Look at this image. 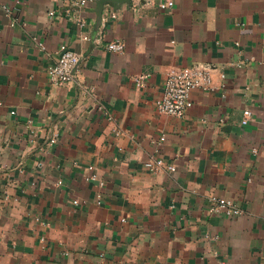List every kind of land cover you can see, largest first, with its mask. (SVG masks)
Returning <instances> with one entry per match:
<instances>
[{"label":"crops","instance_id":"1","mask_svg":"<svg viewBox=\"0 0 264 264\" xmlns=\"http://www.w3.org/2000/svg\"><path fill=\"white\" fill-rule=\"evenodd\" d=\"M164 1L0 0V264H264V0ZM192 65L212 88L158 113L165 72Z\"/></svg>","mask_w":264,"mask_h":264},{"label":"built area","instance_id":"2","mask_svg":"<svg viewBox=\"0 0 264 264\" xmlns=\"http://www.w3.org/2000/svg\"><path fill=\"white\" fill-rule=\"evenodd\" d=\"M96 0H69L76 7H85ZM173 5L171 0H166L159 4L162 9L169 8ZM107 49L114 52L123 50V43L115 40L107 45ZM55 59L48 67L49 78L52 83L64 85L70 83L74 77L76 69L79 65V55L69 48L66 44H61L54 52ZM147 75H139L134 77L135 82L140 85L141 81ZM212 72L200 65L173 67L167 70L164 74L162 91L155 99L154 107L160 114L183 116L186 111L192 107L191 92L195 89L209 90L213 86ZM244 118L242 123H246L250 111H243ZM163 140V137H161ZM256 149H253L255 151ZM145 167L151 171H158L166 168L169 171L175 170V165L165 164L163 159L148 160L145 162ZM89 169H92L89 166ZM95 179V175L90 176ZM209 212L212 214L223 213L226 216L239 215L241 210L236 208L232 201L223 197H211ZM223 264H230L225 261Z\"/></svg>","mask_w":264,"mask_h":264},{"label":"water","instance_id":"3","mask_svg":"<svg viewBox=\"0 0 264 264\" xmlns=\"http://www.w3.org/2000/svg\"><path fill=\"white\" fill-rule=\"evenodd\" d=\"M129 1L130 0H96L97 14L99 16L101 15L103 6L107 3L117 6V4L121 5L122 3H129Z\"/></svg>","mask_w":264,"mask_h":264}]
</instances>
